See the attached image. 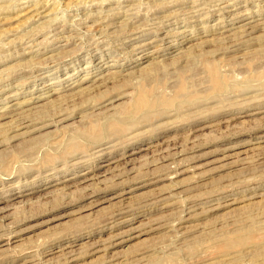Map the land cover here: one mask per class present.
I'll return each mask as SVG.
<instances>
[{
  "label": "rangeland",
  "instance_id": "obj_1",
  "mask_svg": "<svg viewBox=\"0 0 264 264\" xmlns=\"http://www.w3.org/2000/svg\"><path fill=\"white\" fill-rule=\"evenodd\" d=\"M262 131L264 0H0V264H264Z\"/></svg>",
  "mask_w": 264,
  "mask_h": 264
},
{
  "label": "bare ground",
  "instance_id": "obj_2",
  "mask_svg": "<svg viewBox=\"0 0 264 264\" xmlns=\"http://www.w3.org/2000/svg\"><path fill=\"white\" fill-rule=\"evenodd\" d=\"M43 13V12H42ZM118 14V13H117ZM32 15V14H31ZM232 15V14H231ZM33 18V17H32ZM31 18V19H32ZM223 19V18H222ZM246 28V27H245ZM253 27L252 26H250L249 25V27H248V29H252ZM255 28V27H254ZM163 32V31H162ZM167 33V32H166ZM49 42V41H48ZM152 43V42H151ZM45 44V43H44ZM9 55V54H8ZM54 87V86H53ZM51 89V88H50ZM49 92V91H48ZM53 93V92H52ZM50 94V93H49ZM43 95V94H42ZM45 95V94H44ZM50 96V95H49ZM40 100V99H39ZM15 110V109H14ZM262 126V125H261ZM259 129H261V128H259ZM256 133H258V132H256ZM256 138V144H258L257 145V149H258V151L260 150V151H264V131H262V132H259L258 134H257V136L255 137ZM249 144V143H248ZM252 144V143H251ZM154 146V145H153ZM255 147V146H254ZM147 148H149V147H147ZM248 152H250V151H248ZM251 152H253V151H251ZM247 154V153H246ZM253 154V153H252ZM131 155V154H130ZM258 156V155H257ZM247 157V156H246ZM118 158V157H117ZM125 158V157H124ZM123 158V159H124ZM119 159V158H118ZM122 159V158H121ZM244 159V158H243ZM248 159V158H247ZM242 160V159H241ZM240 160V161H241ZM116 161V160H115ZM124 161V160H123ZM119 162V161H118ZM107 164V163H106ZM246 164V163H245ZM105 165V164H104ZM113 165V164H112ZM111 167V166H110ZM91 170V169H90ZM108 170V169H107ZM105 172V171H104ZM109 172V171H108ZM84 173V172H83ZM103 174V173H102ZM94 176V175H93ZM100 176V175H99ZM103 177V176H102ZM94 178V177H93ZM92 178V179H93ZM85 179V178H84ZM91 179V180H92ZM145 179V178H144ZM83 180V179H82ZM88 180V179H87ZM126 194V193H125ZM119 196V195H118ZM124 197V196H123ZM126 198V197H125ZM123 200V199H122ZM128 200V199H127ZM212 203V202H211ZM126 204V203H125ZM149 206V205H148ZM190 209V208H189ZM115 218V217H114ZM123 232H121V234H122ZM115 237V236H114ZM101 248V247H100ZM236 255V254H235ZM238 255V254H237ZM46 256V255H45ZM240 256V255H239ZM233 258H234V256H233ZM236 259V258H235ZM234 260V259H233Z\"/></svg>",
  "mask_w": 264,
  "mask_h": 264
}]
</instances>
